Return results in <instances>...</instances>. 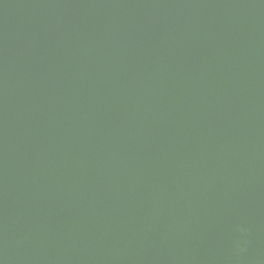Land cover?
I'll list each match as a JSON object with an SVG mask.
<instances>
[{"label": "water", "instance_id": "obj_1", "mask_svg": "<svg viewBox=\"0 0 264 264\" xmlns=\"http://www.w3.org/2000/svg\"><path fill=\"white\" fill-rule=\"evenodd\" d=\"M0 264H264V0H0Z\"/></svg>", "mask_w": 264, "mask_h": 264}]
</instances>
